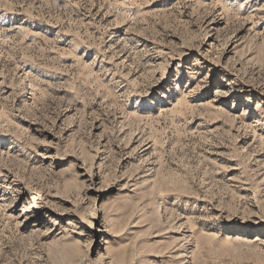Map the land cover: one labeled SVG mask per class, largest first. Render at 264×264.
Wrapping results in <instances>:
<instances>
[{
  "label": "rangeland",
  "instance_id": "1",
  "mask_svg": "<svg viewBox=\"0 0 264 264\" xmlns=\"http://www.w3.org/2000/svg\"><path fill=\"white\" fill-rule=\"evenodd\" d=\"M0 264H264V0H0Z\"/></svg>",
  "mask_w": 264,
  "mask_h": 264
}]
</instances>
